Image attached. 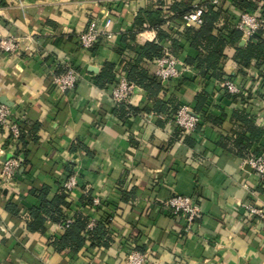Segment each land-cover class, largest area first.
<instances>
[{
  "label": "crops",
  "instance_id": "1",
  "mask_svg": "<svg viewBox=\"0 0 264 264\" xmlns=\"http://www.w3.org/2000/svg\"><path fill=\"white\" fill-rule=\"evenodd\" d=\"M114 1L115 37L83 48L80 32L92 20L102 24ZM114 1L0 0V29L20 42L16 53L0 49V103L5 98L21 127L31 129L18 186L10 192L0 185V264H125L131 249L146 254L145 264H264V216L240 207L244 202L264 207V183L248 163L250 153L264 144L257 142L246 154L235 143L243 130L238 113L264 126L261 70L239 72L235 56L236 46L249 37L227 45L218 65L222 76H232L242 89L231 94L219 79L200 75L190 27L170 19L160 37L156 29L136 25L141 9L167 16L175 0ZM232 1L223 5L236 16L235 24L240 11ZM146 43L173 55L180 75L155 94L142 87L132 103H115L114 83L98 82V75L106 69L115 77L133 63L156 75V63L140 56ZM67 66L82 77L74 91L61 93L54 76ZM182 104L212 119L204 117L196 132L186 133L171 120L170 111ZM7 139L0 128V165L11 150ZM71 173L79 185L67 196L66 216L113 215L108 245L60 250L54 239L65 231L58 223L48 217L42 229L30 228L39 190L47 188L52 199ZM175 194L197 200L200 215L192 227L164 204ZM95 197L100 205L93 206ZM10 201L17 204L14 212L7 209Z\"/></svg>",
  "mask_w": 264,
  "mask_h": 264
},
{
  "label": "trees",
  "instance_id": "2",
  "mask_svg": "<svg viewBox=\"0 0 264 264\" xmlns=\"http://www.w3.org/2000/svg\"><path fill=\"white\" fill-rule=\"evenodd\" d=\"M224 1L225 0H219L218 4H213L212 0H206L202 3V5L205 6L203 24L199 27H190L189 29L193 36L192 43L194 47L199 50V54L196 58L200 75L203 77L209 75L211 78L219 79V81H223L226 78L233 79L232 76L228 77L225 75V77H223V72L219 69L218 65L220 60L224 57L226 46L237 44L240 38L244 35L243 31L236 27L237 21L235 24L232 21V19L236 20V16H231L228 9H224ZM164 4L165 3H162V5ZM232 4L239 11L246 10L261 13V16L264 18V0H233ZM169 6L170 14L167 16H163L159 9H141L135 18L136 25L142 30L148 27L154 28L158 31L161 37V34H163L161 28L165 26L168 20L182 18L185 13L194 9L191 0H175ZM166 33L168 35L167 31ZM142 49L140 56H146L150 61H155L165 53L164 48L156 43H146ZM235 56L236 61L240 66L239 72H245L251 67H257L261 70L260 78L264 79V27L252 35L246 45H237ZM106 66L110 69L112 65ZM66 69L67 67L63 72H65ZM125 71L127 72L129 81L134 82L140 88L144 87L150 93L155 94L159 89L164 88L163 82L156 75H151L148 70L144 71L139 69L137 63L128 65L125 68ZM116 76L117 75L112 77L111 71L103 69L98 75V82L111 81L112 84L116 80ZM200 101V103L203 104L205 100ZM179 107L180 106L173 108L170 112L175 114ZM194 109L201 113L198 109ZM201 114L202 121L204 117L207 120L212 119L210 115H207L204 111H202ZM238 117L241 122H243V130L238 133L235 143L241 151H246V154H249L251 151L250 149L254 144L257 142L264 144L263 142L261 143V139L264 137V126L256 124L251 115L248 116L244 113H238ZM21 129L22 134L20 136V144L24 151L25 159L23 165L25 166L29 156L28 138L31 129H26L25 127H21ZM9 143L10 139L8 138L7 144ZM256 147L257 148H255L253 152L264 153V148L262 149L260 145H257ZM262 182L264 183V177ZM47 194V188L40 189L38 195L40 204L30 209L31 216L33 217V222L30 226L32 230L42 229L48 217L52 219L53 223H60L67 217L65 209L67 210L70 206L67 199V190L63 186H60L59 193H57L52 199H48ZM13 204L14 206L17 205L16 203H12V201L7 204V209H10L12 212H14L12 207ZM89 222L90 219L88 216H76V219L65 233L61 237L54 239V246L60 250L69 248L71 251L78 252L80 248L88 243L93 246L101 244L108 245L109 242L107 239L113 240L112 236L109 235L111 224L109 216L97 220L94 228L88 227Z\"/></svg>",
  "mask_w": 264,
  "mask_h": 264
},
{
  "label": "built area",
  "instance_id": "3",
  "mask_svg": "<svg viewBox=\"0 0 264 264\" xmlns=\"http://www.w3.org/2000/svg\"><path fill=\"white\" fill-rule=\"evenodd\" d=\"M114 1V0H109ZM213 4H218L219 0H212ZM116 1L112 3L110 9H107L104 14L102 24H98L96 20H92L89 25L80 32L79 41L83 48L92 49L101 38L107 40L113 39L115 33L112 30L114 23V13ZM194 9L185 13L182 18L177 21L183 26L199 27L203 24V14L205 6L202 4L193 5ZM236 27L243 31L247 38L254 35L259 29L264 27V18L261 13L252 11H240L236 22ZM20 42L14 35H5L0 29V49L5 53H16L20 48ZM156 63V76L167 84L169 81L177 78L180 75V70L177 68V60L168 51L154 61ZM82 77V72L73 66H67L65 72L54 76V83L61 93L72 92L77 87V84ZM220 88L226 89L231 94H241V87L230 78H226L220 83ZM140 90L134 82L129 81L127 72L119 70L114 85L110 92V97L115 103H132L136 92ZM171 120L184 132H196L198 126L202 122V114L197 112L194 107L188 104H182ZM0 128L3 129L10 143V157L1 162L0 165V185L4 190L12 192L18 186L19 169L22 166L25 156L20 144V136L22 134L21 120L14 117V110L11 106L0 103ZM248 163L252 169L264 177V153L251 152L248 156ZM79 185L76 174L71 173L62 182V186L67 190V193H72ZM93 206L101 204L98 197L93 199ZM164 204L174 215H184L188 221L187 227H192L195 220L200 215V206L194 197L187 195L175 194L165 199ZM240 207L252 215L260 217L264 216V207H257L249 202L241 203ZM113 215L109 216V221L112 222ZM74 217L68 216L63 221L58 223L59 229L66 231L74 222ZM97 220L90 219L89 228H94ZM146 254L137 249H131L127 253L125 264H145Z\"/></svg>",
  "mask_w": 264,
  "mask_h": 264
},
{
  "label": "water",
  "instance_id": "4",
  "mask_svg": "<svg viewBox=\"0 0 264 264\" xmlns=\"http://www.w3.org/2000/svg\"><path fill=\"white\" fill-rule=\"evenodd\" d=\"M92 69H93L94 71H97V67H92ZM2 103L11 106V104H9L5 98H3ZM9 157H10V154L7 155L6 159H8ZM6 159H5V160H6Z\"/></svg>",
  "mask_w": 264,
  "mask_h": 264
}]
</instances>
